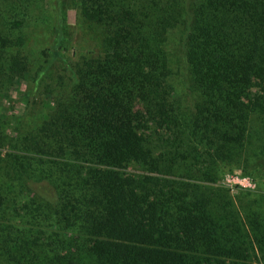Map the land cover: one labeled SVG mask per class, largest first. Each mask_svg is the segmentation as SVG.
Segmentation results:
<instances>
[{
	"label": "trees",
	"instance_id": "1",
	"mask_svg": "<svg viewBox=\"0 0 264 264\" xmlns=\"http://www.w3.org/2000/svg\"><path fill=\"white\" fill-rule=\"evenodd\" d=\"M44 8L0 0V97L33 82L31 123L0 119V264H264V209L214 187L222 165L264 169L251 162H264V0ZM68 9L91 51L55 73ZM39 28L54 33L34 57ZM173 30L187 106L165 49Z\"/></svg>",
	"mask_w": 264,
	"mask_h": 264
},
{
	"label": "rangeland",
	"instance_id": "2",
	"mask_svg": "<svg viewBox=\"0 0 264 264\" xmlns=\"http://www.w3.org/2000/svg\"><path fill=\"white\" fill-rule=\"evenodd\" d=\"M54 1L55 0H38V5H44L45 8L43 11L49 13V11H52ZM65 17L68 25L67 36H65V38L69 37L71 48L68 52H60L57 58L53 57L51 60V69L55 73H58L63 67L61 60H75L76 56H79L80 53L91 51L90 42L82 36V32L78 26L79 21L76 12L68 9L65 12ZM50 28H39L34 30L33 35L28 37L26 49L29 55L32 54L35 57L37 54L41 53V51L47 50L49 47V38L52 37V34L54 33ZM179 39L178 30L171 31L168 35L165 49L168 53L170 67L173 74L171 81L173 83L174 91L181 104L187 106L191 101V94L189 91L188 69ZM32 83V80H29L26 88L25 85H23L17 92L14 90L11 91L10 94L8 93L0 97V119L6 120L8 127L10 124V129L16 128L21 121L27 125L31 123L32 119L30 118V113L24 115L22 118L20 117L23 114V106L31 99L33 90ZM251 162L254 165H252V167L264 163L259 162L258 159H252ZM247 170H249V168ZM129 171L132 174H139V171L136 169L131 168ZM218 177L219 178L214 187L226 191L228 197H230L234 203L235 208L240 207V205H250L253 208L261 207L264 209L263 166L257 171H248L246 174L242 169L230 168L229 166L222 165ZM41 185L43 184H36L34 185V188L44 190L45 186Z\"/></svg>",
	"mask_w": 264,
	"mask_h": 264
}]
</instances>
